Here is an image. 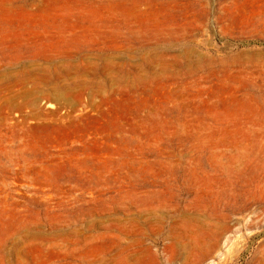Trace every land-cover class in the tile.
Segmentation results:
<instances>
[{"label":"rangeland","instance_id":"rangeland-1","mask_svg":"<svg viewBox=\"0 0 264 264\" xmlns=\"http://www.w3.org/2000/svg\"><path fill=\"white\" fill-rule=\"evenodd\" d=\"M0 264H264V0H0Z\"/></svg>","mask_w":264,"mask_h":264}]
</instances>
